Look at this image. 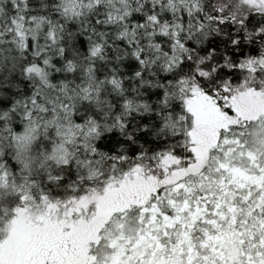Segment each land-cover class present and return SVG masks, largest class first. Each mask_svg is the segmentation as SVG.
Masks as SVG:
<instances>
[{
    "label": "snow or ice",
    "instance_id": "1",
    "mask_svg": "<svg viewBox=\"0 0 264 264\" xmlns=\"http://www.w3.org/2000/svg\"><path fill=\"white\" fill-rule=\"evenodd\" d=\"M0 264H264V0H0Z\"/></svg>",
    "mask_w": 264,
    "mask_h": 264
}]
</instances>
